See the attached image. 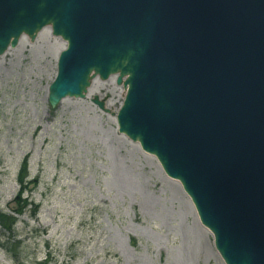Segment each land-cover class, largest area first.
<instances>
[{
  "label": "water",
  "instance_id": "1",
  "mask_svg": "<svg viewBox=\"0 0 264 264\" xmlns=\"http://www.w3.org/2000/svg\"><path fill=\"white\" fill-rule=\"evenodd\" d=\"M45 27L65 42L48 103L114 75L118 131L180 183L225 264H264V0H0V55Z\"/></svg>",
  "mask_w": 264,
  "mask_h": 264
},
{
  "label": "rangeland",
  "instance_id": "2",
  "mask_svg": "<svg viewBox=\"0 0 264 264\" xmlns=\"http://www.w3.org/2000/svg\"><path fill=\"white\" fill-rule=\"evenodd\" d=\"M64 46L45 27L0 55V212L17 219L0 264H225L180 183L118 131L115 77L48 103Z\"/></svg>",
  "mask_w": 264,
  "mask_h": 264
},
{
  "label": "trees",
  "instance_id": "3",
  "mask_svg": "<svg viewBox=\"0 0 264 264\" xmlns=\"http://www.w3.org/2000/svg\"><path fill=\"white\" fill-rule=\"evenodd\" d=\"M27 175H28L27 163H26V161H24L20 164L19 170L17 172L18 182L20 183V186H22L19 189L18 193L14 197V200L16 201L17 204L22 202V200H20L21 199L20 194H22V192L24 190L23 182H24V179L27 177ZM16 221H17V219L13 214L0 212V225H1L2 229H6L9 231L13 230L14 225L16 224ZM44 260L42 261V264L46 263V261H44ZM18 264H23V263L18 262Z\"/></svg>",
  "mask_w": 264,
  "mask_h": 264
},
{
  "label": "bare ground",
  "instance_id": "4",
  "mask_svg": "<svg viewBox=\"0 0 264 264\" xmlns=\"http://www.w3.org/2000/svg\"><path fill=\"white\" fill-rule=\"evenodd\" d=\"M21 38V37H20ZM9 48V47H8ZM112 77H115L114 75H112L110 78H112ZM109 78V79H110ZM96 80V78H94L92 81H91V85L89 86V88H88V90H87V93H88V91L90 90V88H91V86H92V84L94 83V81ZM98 80V79H97ZM99 81V80H98ZM94 86V85H93ZM90 92H91V90H90ZM61 102V101H60Z\"/></svg>",
  "mask_w": 264,
  "mask_h": 264
}]
</instances>
